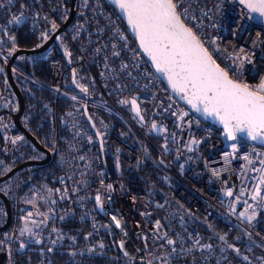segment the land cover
Here are the masks:
<instances>
[{
	"label": "built area",
	"instance_id": "built-area-1",
	"mask_svg": "<svg viewBox=\"0 0 264 264\" xmlns=\"http://www.w3.org/2000/svg\"><path fill=\"white\" fill-rule=\"evenodd\" d=\"M173 2L216 64L259 92L264 19L241 0ZM58 25L57 42L22 54L27 63L43 59L48 67L55 121L51 159L58 169L54 211L74 220L85 239L93 235L86 248L103 247L104 232L113 230L129 264L156 255L159 264L180 255L194 257L189 264H241L238 258L251 246L264 251V146L236 132L225 137L219 125L186 105L109 0H0L1 153L11 156L27 139L14 120L19 102L5 68L21 47L19 33L39 39L36 47ZM71 66L84 93L69 94L59 112ZM131 96L143 121L130 110ZM85 101L99 135L83 111ZM35 165L14 172L10 219L0 229L6 240L0 264H53L50 255L26 250L42 237L45 224L38 203L43 188L31 192L32 201L20 188ZM5 216L0 203V225Z\"/></svg>",
	"mask_w": 264,
	"mask_h": 264
},
{
	"label": "trees",
	"instance_id": "trees-1",
	"mask_svg": "<svg viewBox=\"0 0 264 264\" xmlns=\"http://www.w3.org/2000/svg\"><path fill=\"white\" fill-rule=\"evenodd\" d=\"M38 40L37 38L29 39L28 36L22 35L21 32L19 33V45L21 47H32ZM57 52L60 53L59 50ZM13 61L12 76L24 100L20 121L42 145L51 150L54 140L55 121L52 111L54 103L53 93L48 85V67L43 59L27 63L23 58L16 55ZM63 92L64 95H61L57 101L59 112L65 108L69 94L80 93L70 80L69 69L65 72ZM57 116H59V113ZM58 132L62 135L60 136L61 138L66 134V130L61 123L59 124ZM36 150L38 149L33 143L26 139L14 150L11 156L5 157L1 153L0 134V174L20 160L43 156V154L34 156ZM28 166H23V169ZM57 171V164L55 159L52 158L46 164L35 165L33 169L21 177L20 188L23 194L28 196L26 200L32 201L31 192L43 188V197L38 203L45 216L42 242H32L26 250H30L35 255H50L53 258V264H129L124 249L118 243L115 231L107 230L104 232L105 242L103 247L96 250H88L85 242L86 240H91L93 235L91 234L88 239H85L78 231L74 220L59 216L54 211V185ZM14 174L12 173L9 177L0 181L2 185L0 189L10 198L14 186ZM3 188H7V190ZM0 203L3 205L1 198ZM9 203L11 204V200ZM5 241V239H0L1 261L5 254ZM191 258L193 259L194 257H191V255H180L173 257L170 264H189ZM238 259L241 264H264V251L253 245L250 249L245 250ZM160 260L161 257L156 255L143 264H159Z\"/></svg>",
	"mask_w": 264,
	"mask_h": 264
},
{
	"label": "snow or ice",
	"instance_id": "snow-or-ice-1",
	"mask_svg": "<svg viewBox=\"0 0 264 264\" xmlns=\"http://www.w3.org/2000/svg\"><path fill=\"white\" fill-rule=\"evenodd\" d=\"M116 2L127 12L129 23L139 30L140 42L156 61L157 69L169 74L174 89L190 92L189 102L194 106L203 104V111L218 116L230 136L233 127L246 128L253 139L264 134V95L260 94L264 84L257 92L229 79L192 29L181 22L173 0ZM248 7L264 16V0H249ZM131 103L135 105V101Z\"/></svg>",
	"mask_w": 264,
	"mask_h": 264
},
{
	"label": "water",
	"instance_id": "water-1",
	"mask_svg": "<svg viewBox=\"0 0 264 264\" xmlns=\"http://www.w3.org/2000/svg\"><path fill=\"white\" fill-rule=\"evenodd\" d=\"M115 7V9L117 10V12L120 14V16L123 18V20L125 21V23L127 24V26L129 27V29L131 30V32L134 34V36L136 37L137 41L139 42L141 48L143 49L144 53L147 55V57L149 58L150 62L153 64V66L155 67V69L158 71L159 75L161 76V78L163 79V81H165L175 92L176 94L180 97V99L189 107H191L192 109L195 110V112H197L198 114H200L202 117L204 118H208L211 121H213L215 124L219 125L222 130H223V134L225 137H231L233 136L234 132L240 134L241 136L257 143L260 145L264 146V134L258 135L256 139L252 138V135L249 133V131L245 128L242 130H237L233 127L232 130V135L230 136L228 134L229 130L228 128L225 127L224 123L220 120V118L218 116H215L209 112H205L203 111V104L198 103L197 106H194L193 103H190L189 101L192 99L190 92H179L176 89H174L171 85V82L168 79V73L167 72H163L157 69L156 67V61L153 60L152 55L145 51L144 46L141 44L140 42V36H139V30L134 28L132 24L129 23L128 21V17H127V12L125 10L120 9L119 4L116 2V0H109ZM178 15V14H177ZM71 14L69 16H67L63 22L62 25H65L67 23V21L69 20ZM182 22V20H181ZM183 23V22H182ZM184 24V23H183ZM185 25V24H184ZM185 27H187L185 25ZM61 28V25L56 26L49 34L48 36H46L44 38V40L37 45L36 47H32V48H24V47H18L14 50V52L12 53V55L9 58V62L6 64V73L8 76V79L12 85L13 88V92L16 96V98L18 99L19 102V106L18 109L16 110V112L14 113V120L16 125L22 129L26 135V138L31 141L33 143V145L40 151L43 152V156L41 157H33V158H25L23 160H20L19 162L13 164L11 167H9L6 171H4L3 173L0 174V181L9 177L12 173H14L17 169L25 166V165H30V164H36V165H41V164H46L49 161H51V150L48 149L47 147H45L44 145H42L37 139L36 137L27 130V128L22 124V122L20 121V114L23 110V106H24V100H23V96L21 94V91L19 89V87L17 86V84L15 83L13 76H12V71H11V62L14 60L15 56L17 54L20 53H25V52H33V51H37L39 49H41L42 47H45L48 43H50L51 41H55L57 42V34L59 32ZM58 50L60 51V53L62 54L65 62L67 64H70V58L69 56L64 52V50L62 49L61 46H59L57 44ZM229 76V75H228ZM69 77L70 80L72 82V84L80 91H82L84 93V90L81 88V86L78 84V82L75 80V71L74 68L71 66L69 68ZM229 79L233 80L230 76ZM234 81V80H233ZM235 82V81H234ZM251 91V90H250ZM85 95V94H84ZM131 101H135V105L133 103H131ZM128 102L130 105V110L131 112L140 120L143 121V118L140 114V112H137V101L134 97H129L128 98ZM83 111L86 115V118L89 120L93 130L95 131V133L97 135H99L98 130L96 128V126L94 125V122L87 110V106H86V101L83 103ZM150 128L152 129L153 132L155 133H160V130L156 128V126L154 124L150 125ZM100 143V140H99ZM104 161V160H103ZM105 163V162H104ZM0 198L2 199L4 206H5V210H6V216H5V221L0 225V229L5 228L8 225L9 219H10V196L6 195V193L4 191H2L0 189ZM42 242V237H40L38 240L35 241V243H41ZM19 247L21 249H24L25 244L24 243H20Z\"/></svg>",
	"mask_w": 264,
	"mask_h": 264
},
{
	"label": "crops",
	"instance_id": "crops-1",
	"mask_svg": "<svg viewBox=\"0 0 264 264\" xmlns=\"http://www.w3.org/2000/svg\"><path fill=\"white\" fill-rule=\"evenodd\" d=\"M243 3H245L248 6L249 0H241ZM253 2H258V0H253ZM252 11V13L258 17V18H262L264 19V16H262L259 12H255L252 9H250Z\"/></svg>",
	"mask_w": 264,
	"mask_h": 264
},
{
	"label": "rangeland",
	"instance_id": "rangeland-1",
	"mask_svg": "<svg viewBox=\"0 0 264 264\" xmlns=\"http://www.w3.org/2000/svg\"><path fill=\"white\" fill-rule=\"evenodd\" d=\"M19 57H21V58H23V54L22 53H20V54H17ZM41 154H43L40 150H36L35 152H34V156H38V155H41ZM0 188H2V185H1V183H0ZM3 189H5V190H7V188H3ZM45 225V224H44Z\"/></svg>",
	"mask_w": 264,
	"mask_h": 264
}]
</instances>
